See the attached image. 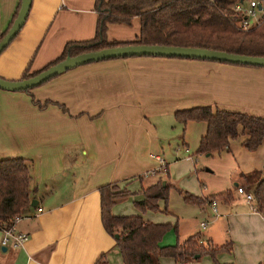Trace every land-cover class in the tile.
<instances>
[{"label": "crops", "instance_id": "0c3cea01", "mask_svg": "<svg viewBox=\"0 0 264 264\" xmlns=\"http://www.w3.org/2000/svg\"><path fill=\"white\" fill-rule=\"evenodd\" d=\"M20 1L0 0L1 32L9 27ZM94 3L32 0L24 25L0 53V76L20 79L27 70L37 71L58 58L67 41L92 38L97 21ZM139 31L140 18L135 16L131 26L110 23L108 38L130 41ZM208 104L264 116V66L136 55L72 67L29 91L1 88L0 156L30 162L31 198L36 203L18 216V229L29 235L23 246L2 244L0 229V264H124L114 235L102 222L99 187L117 183L120 189H129L132 193L126 199L132 208L120 210L118 202L112 211L140 214L134 201L142 197V185L156 180L145 184L146 177L160 169L174 184L162 152L166 142L171 146L178 140L164 134L176 122L184 130L175 148L179 160L171 164L187 161L190 168H197L195 155L211 156L203 163L212 168L198 172L204 188L197 195L206 198L226 190L233 194L232 200L212 199L218 214L212 200L193 203L201 208L194 207L198 212L210 206L205 217L212 224L205 234L196 230L187 237L197 233L206 235L210 244H228L230 249L217 255L219 264L264 261V215L249 207L243 193L235 192L240 185L254 191L264 178V140L250 150L238 136L220 152L190 154L191 136L198 147L207 124L183 123L175 113ZM181 151L184 155L179 156ZM175 216V225L181 226V216ZM153 218L146 219L159 222ZM100 257L103 261L98 262ZM198 260L185 263L200 264L202 259ZM205 262L217 264L213 258Z\"/></svg>", "mask_w": 264, "mask_h": 264}, {"label": "trees", "instance_id": "16d2710c", "mask_svg": "<svg viewBox=\"0 0 264 264\" xmlns=\"http://www.w3.org/2000/svg\"><path fill=\"white\" fill-rule=\"evenodd\" d=\"M94 1L97 12L95 35L89 39L67 41L58 58L37 71L27 70L23 77L32 76L67 56L130 43L196 46L264 56V19L248 29H243L239 24L243 13L234 9L238 0ZM20 5L21 1L9 27L0 31V40L11 27ZM135 16L140 18V31L135 39L119 41L108 38L110 23L132 24ZM228 63L261 66L240 62ZM175 115L183 123L198 120L207 124L206 132L201 136L194 154L220 152L229 148L230 141L238 136L244 137L242 143L250 150L257 149L264 140V116L261 115L211 104L180 109ZM254 173L258 175L257 171ZM31 180V164L27 159L0 156V224H10L31 205ZM171 186L166 178L158 177L149 185H142V197L135 199L134 203L141 210L158 209L159 201L167 200ZM99 190L103 225L114 235L124 264H160L162 257H173L177 263H183L204 255H210L219 264L218 253L230 249L228 244L206 245L200 241L197 233L174 244H162V238L170 228V223L154 222L141 214H114L112 207L128 197L132 191L127 188L120 189L117 183L104 184ZM254 192L260 209L263 210L264 178L260 179ZM218 197L232 200L233 194L231 190H226L203 198L185 191V199L191 203L203 204ZM102 257L98 262L103 261ZM259 264H264V261Z\"/></svg>", "mask_w": 264, "mask_h": 264}, {"label": "rangeland", "instance_id": "374dc122", "mask_svg": "<svg viewBox=\"0 0 264 264\" xmlns=\"http://www.w3.org/2000/svg\"><path fill=\"white\" fill-rule=\"evenodd\" d=\"M247 2V0H246ZM129 26H131L132 24H127ZM1 89V88H0ZM183 127L182 125H180L179 123L176 122V125L173 127H170V130L167 129V131H164V134L166 133V136H171L173 137L175 140L178 136V140L171 142V146L169 145L168 142H166L165 145V150L162 152V156L165 158V160L167 162L170 163V180L175 184H172V186L170 187L169 190V195L167 197V200L161 199L159 201V208L158 209H146V210H141L138 209L141 213V215H143V217L148 218V217H154L153 219L155 220H159V222H164V223H170V228L167 230V232L164 234L163 238H162V243H176L178 240H183L184 238L187 237V232H194L196 230L201 231V234H205L207 232L208 227H210V225L212 223L211 219L205 217L208 216V214H210L209 208L206 209L205 211L202 210V212H198L197 210H194V207L196 209H201L198 208L197 205L194 206L193 203L187 201L185 199V191H189L191 193L194 194H199L201 193V190L203 191L204 185L200 182L202 177H199L198 172L199 171H206V170H210L212 167L210 165H205L204 160L205 159H212L213 157L211 156H201L198 158L196 157L197 155L194 154V152L197 149V145L195 143V137L190 138V154L195 155L194 159L199 160L198 163L199 165H197L196 167H189V163L187 161L185 162H181V163H172L175 164L173 167L171 166V162L174 161H178L179 159L176 157L175 153V148L181 144L180 139V135L183 134ZM187 130V128H186ZM168 136V137H169ZM170 137V138H171ZM177 142H179L180 144H177ZM195 143V144H194ZM194 144V145H193ZM184 155L183 152L181 151L179 153V156ZM182 157V156H181ZM184 157V156H183ZM196 157V158H195ZM216 157V156H215ZM197 163V164H198ZM173 171V174H171ZM158 177H163L166 178V174H164V170H158L156 171L155 174H150V176L146 177L144 180L145 184H149L150 182L153 181V179H157ZM200 178V179H199ZM216 179L215 177H210V179ZM204 183L205 184H209V180L208 179H204ZM236 195L238 196H242V194H240L237 189H236ZM126 199V198H125ZM123 199L120 201V203L118 204V207L120 208V210H124L125 208H127V206L132 208V203L129 199ZM117 207V208H118ZM219 212L221 213L220 209ZM212 214V213H211ZM174 215H179L181 216V226L180 224H178V226L176 227V216L174 218ZM174 218V219H173ZM204 219V221H206V225L205 226H201L200 225V221ZM210 220V222H209ZM155 222V221H154ZM214 227V226H213ZM206 235H200L198 234V238L200 239V241L204 242V244L206 245H214V244H210L207 240V238L205 237ZM249 243V242H248ZM204 258V259H203ZM161 264H175V259L173 257H162L161 258ZM193 260H200L202 259L200 264H208L205 261H208V259H212L211 256H202V257H195L192 258ZM198 260V261H199ZM213 261V260H212ZM211 261V263H212Z\"/></svg>", "mask_w": 264, "mask_h": 264}, {"label": "water", "instance_id": "95a60500", "mask_svg": "<svg viewBox=\"0 0 264 264\" xmlns=\"http://www.w3.org/2000/svg\"><path fill=\"white\" fill-rule=\"evenodd\" d=\"M31 5L32 0H21L20 9L16 18L14 19L7 33L0 40V53L6 46H8V44L14 39V37L18 34L20 29L24 25L30 12ZM134 55H153L185 58L190 57L264 66V56L260 55H248L226 50L196 46L130 43L108 46L98 50H91L73 56H67L63 60H60L57 63L52 64L49 67L29 77H23L20 79H8L0 76V88L7 90H25L38 86L51 77L58 75L66 71L67 69L84 63L115 57H129ZM163 183L166 184V181H164ZM31 203L35 204L36 200H32Z\"/></svg>", "mask_w": 264, "mask_h": 264}, {"label": "built area", "instance_id": "2783aa9c", "mask_svg": "<svg viewBox=\"0 0 264 264\" xmlns=\"http://www.w3.org/2000/svg\"><path fill=\"white\" fill-rule=\"evenodd\" d=\"M234 9L238 13H243V16L239 18V24L243 29H248L260 23L264 19V0H247V2L246 0H238L234 5ZM237 190L245 195L247 203L253 211L262 212V214L264 215V209H260V205L256 200L254 191L248 190L241 185L237 187ZM211 206L214 213L218 214L216 200L211 201ZM18 218L19 217L17 216L10 224H7L6 222L0 224V229L3 231L2 244H11L15 248L23 246L24 243L28 240L29 235L25 232L20 231L17 227ZM205 225L206 221H203L202 226ZM181 264L186 263L183 262Z\"/></svg>", "mask_w": 264, "mask_h": 264}]
</instances>
